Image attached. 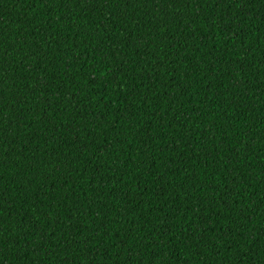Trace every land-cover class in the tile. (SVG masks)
<instances>
[{"label": "trees", "instance_id": "16d2710c", "mask_svg": "<svg viewBox=\"0 0 264 264\" xmlns=\"http://www.w3.org/2000/svg\"><path fill=\"white\" fill-rule=\"evenodd\" d=\"M0 264H264V0H0Z\"/></svg>", "mask_w": 264, "mask_h": 264}]
</instances>
